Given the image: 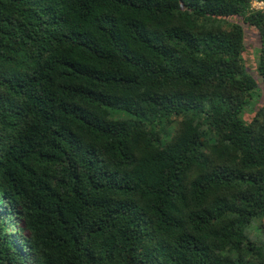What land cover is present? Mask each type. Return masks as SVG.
Segmentation results:
<instances>
[{
    "label": "trees",
    "instance_id": "obj_1",
    "mask_svg": "<svg viewBox=\"0 0 264 264\" xmlns=\"http://www.w3.org/2000/svg\"><path fill=\"white\" fill-rule=\"evenodd\" d=\"M254 1L0 0V264H264Z\"/></svg>",
    "mask_w": 264,
    "mask_h": 264
},
{
    "label": "rangeland",
    "instance_id": "obj_2",
    "mask_svg": "<svg viewBox=\"0 0 264 264\" xmlns=\"http://www.w3.org/2000/svg\"><path fill=\"white\" fill-rule=\"evenodd\" d=\"M253 7L256 10H261L264 12V5L256 4V2H253ZM246 50L243 54V61L246 64L248 72L257 80V91L255 94V103L251 106V109L247 110L246 114H244V118L249 119L253 114L252 111L256 110L264 101V83L261 81V78L258 76L256 71V62H257V54H258V36L256 32L252 29H248L246 27ZM260 96L258 98V96Z\"/></svg>",
    "mask_w": 264,
    "mask_h": 264
},
{
    "label": "built area",
    "instance_id": "obj_3",
    "mask_svg": "<svg viewBox=\"0 0 264 264\" xmlns=\"http://www.w3.org/2000/svg\"><path fill=\"white\" fill-rule=\"evenodd\" d=\"M254 2H256V4L264 5L263 2H258V1H254Z\"/></svg>",
    "mask_w": 264,
    "mask_h": 264
}]
</instances>
